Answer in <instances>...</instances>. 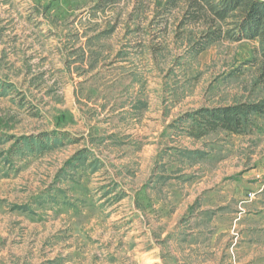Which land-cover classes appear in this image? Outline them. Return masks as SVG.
Returning <instances> with one entry per match:
<instances>
[{"label": "rangeland", "instance_id": "obj_1", "mask_svg": "<svg viewBox=\"0 0 264 264\" xmlns=\"http://www.w3.org/2000/svg\"><path fill=\"white\" fill-rule=\"evenodd\" d=\"M55 1L51 25L75 21L87 31L115 18L117 37L125 20L131 43L142 42L140 56L151 45L160 50L162 140L145 143L146 154L139 151L144 143L132 138L76 141L72 133H84L87 126L75 121L72 98L59 92L53 73L41 77L19 69L9 77L6 63L0 64V77L14 89L0 92V264H264V117L249 134L219 131L191 140L181 134L175 139L166 129L183 110L201 104L264 100L259 41L223 39L192 54L203 27L189 25L177 35L183 0L166 15L159 13L166 0H116L103 9L94 0ZM99 43L105 50V40ZM183 123L171 131H182L188 121ZM17 147L22 151L11 154ZM171 150L188 156L182 165L200 162L198 171L211 187L199 204L181 197L192 182L175 195ZM91 153L110 173L90 165ZM107 183L127 196L98 194ZM176 208L180 228L195 234L178 246L174 241L173 251L169 245L154 250L155 238L176 226L169 220ZM143 250L154 251L148 257Z\"/></svg>", "mask_w": 264, "mask_h": 264}, {"label": "crops", "instance_id": "obj_2", "mask_svg": "<svg viewBox=\"0 0 264 264\" xmlns=\"http://www.w3.org/2000/svg\"><path fill=\"white\" fill-rule=\"evenodd\" d=\"M60 1L63 0L55 2ZM52 2L53 0H0V64L6 63L4 66L10 70L9 77L12 76V71L19 69L26 74L28 71L35 72L41 77H48L50 72L53 73L55 80L52 82L56 84L59 92L65 95V99L72 98L75 121L78 124L85 122L87 126L84 133H72L77 137L76 141H83L88 136L92 141L108 143L114 140L123 142V137L127 140L132 138L144 143L139 151L146 154L145 148L149 145L145 143L161 141L164 127L162 111L166 107L162 98V74L156 71L157 55L160 50H155L152 48L154 45H151L147 54L143 53L140 56L142 42L131 43L133 42L129 39L131 28L125 20L121 23L125 27L124 32L117 37L115 33L119 30L120 21L115 18L111 21L107 19L104 24L98 23V27L87 31L76 25L75 21H70L69 25L65 21L51 25L49 12L52 11ZM93 4L99 9L106 5H100V1L97 0H94ZM90 7L92 8V4ZM101 40H105V50L99 43ZM131 52L134 54L137 52L139 56ZM35 63H40V66L35 68ZM4 82L0 77V92H14L12 84ZM202 106L211 107L201 104L183 112ZM88 111L91 116L86 115ZM175 126L181 130L178 121L166 127L168 131L170 130V135L176 136L175 139H179L181 134L185 139L196 140L187 134L184 125L182 131L176 129L171 131L170 128ZM55 135L62 138L63 133ZM55 135L48 136L54 138ZM21 151V147H17L11 154H18ZM168 152L175 158L177 164L175 173H171L172 177L169 178L176 185L173 188L175 195H179L181 188L192 182L190 184L192 189L184 192L181 197L190 205L195 202L199 204L203 200L204 191L211 187L205 186V177L198 171L201 167L200 162H193L188 167L179 163L188 157L181 153V150L178 153H175V150ZM195 156L193 155L194 158ZM89 157L92 161L90 165L98 164L96 170H100V174L110 173L107 165L96 159L94 154L91 153ZM102 191L114 195L117 193L120 200L127 196L124 193L122 195V191L112 183L104 185L98 194ZM110 194L104 196L102 200L108 198ZM53 199L52 201H56ZM43 201H48V197L47 200L43 198ZM57 201L58 206H64L61 199ZM201 208L200 206L199 209ZM59 209L62 210L61 206ZM177 212L176 208L169 219L176 226L155 238L154 250L158 245H169L173 251L174 241L178 246V241H186L195 234L193 230L180 228L182 225L179 224ZM186 218L185 222L190 219ZM154 250H143L139 253L151 257Z\"/></svg>", "mask_w": 264, "mask_h": 264}, {"label": "trees", "instance_id": "obj_3", "mask_svg": "<svg viewBox=\"0 0 264 264\" xmlns=\"http://www.w3.org/2000/svg\"><path fill=\"white\" fill-rule=\"evenodd\" d=\"M115 1L101 0L100 5ZM179 1L166 0L160 5L159 13L166 15L171 9L178 8ZM183 2V6L179 7L182 12L177 20V35H180L182 28L189 25L203 27L191 45L192 54H197L210 44L223 39L232 41L257 39L261 45L259 54L264 70V0H183ZM258 117H264V100L202 106L181 114L178 121L181 123L188 121L187 134L201 138L219 131L228 134H249L258 128L256 123ZM42 139H39L38 143L44 147L45 142Z\"/></svg>", "mask_w": 264, "mask_h": 264}]
</instances>
